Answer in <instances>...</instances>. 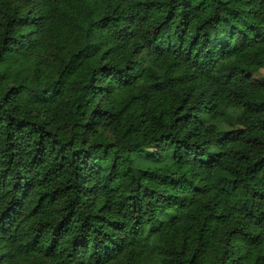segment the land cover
Returning a JSON list of instances; mask_svg holds the SVG:
<instances>
[{
    "label": "trees",
    "instance_id": "1",
    "mask_svg": "<svg viewBox=\"0 0 264 264\" xmlns=\"http://www.w3.org/2000/svg\"><path fill=\"white\" fill-rule=\"evenodd\" d=\"M260 69L264 0H0V264H264Z\"/></svg>",
    "mask_w": 264,
    "mask_h": 264
},
{
    "label": "rangeland",
    "instance_id": "2",
    "mask_svg": "<svg viewBox=\"0 0 264 264\" xmlns=\"http://www.w3.org/2000/svg\"><path fill=\"white\" fill-rule=\"evenodd\" d=\"M237 61L239 62V60L237 59ZM253 76L257 79H259L260 81L264 82V69H260L257 72L253 73ZM221 127H226V125L224 123H221L220 125ZM134 159H136V163L140 164V166H145L144 164H146V160L142 159L138 154L133 156Z\"/></svg>",
    "mask_w": 264,
    "mask_h": 264
}]
</instances>
